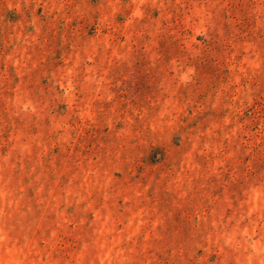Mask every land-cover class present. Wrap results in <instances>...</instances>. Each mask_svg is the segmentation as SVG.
Masks as SVG:
<instances>
[{
  "label": "rangeland",
  "instance_id": "374dc122",
  "mask_svg": "<svg viewBox=\"0 0 264 264\" xmlns=\"http://www.w3.org/2000/svg\"><path fill=\"white\" fill-rule=\"evenodd\" d=\"M0 264H264V0H0Z\"/></svg>",
  "mask_w": 264,
  "mask_h": 264
}]
</instances>
